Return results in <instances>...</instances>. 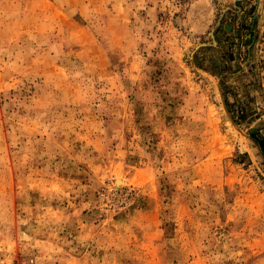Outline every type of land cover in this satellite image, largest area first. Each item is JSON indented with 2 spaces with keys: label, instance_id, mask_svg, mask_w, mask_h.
I'll return each mask as SVG.
<instances>
[{
  "label": "rangeland",
  "instance_id": "obj_1",
  "mask_svg": "<svg viewBox=\"0 0 264 264\" xmlns=\"http://www.w3.org/2000/svg\"><path fill=\"white\" fill-rule=\"evenodd\" d=\"M0 264H264V0H0Z\"/></svg>",
  "mask_w": 264,
  "mask_h": 264
}]
</instances>
